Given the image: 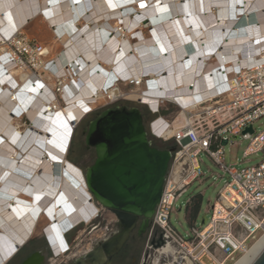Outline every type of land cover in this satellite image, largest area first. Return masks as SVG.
<instances>
[{"label":"bare ground","instance_id":"obj_1","mask_svg":"<svg viewBox=\"0 0 264 264\" xmlns=\"http://www.w3.org/2000/svg\"><path fill=\"white\" fill-rule=\"evenodd\" d=\"M39 18L52 41H40L32 70L13 59L7 41ZM263 33L264 0H0V264L41 221L59 252L58 237L89 218L84 171L67 152L72 123L96 105L88 102L93 95L111 86L114 93L117 74L148 72L153 94L130 97L153 109L160 92L184 106L206 99L217 69L264 59ZM207 45H218V55L202 63ZM22 117L29 125L21 126ZM263 248L264 235L235 264H252Z\"/></svg>","mask_w":264,"mask_h":264},{"label":"built area","instance_id":"obj_2","mask_svg":"<svg viewBox=\"0 0 264 264\" xmlns=\"http://www.w3.org/2000/svg\"><path fill=\"white\" fill-rule=\"evenodd\" d=\"M13 35L17 36V41H7L11 43L13 59L35 70V57L42 51V46L31 43L20 31ZM207 47H204L205 59L204 55L200 57L202 63L218 55V45L211 50ZM217 71L220 76L211 88L212 96L190 101L184 106L175 98L160 92L156 109L142 98L153 94L148 84V72L141 77L117 74L115 92H110L111 86L104 90L101 97L93 95V102H88L96 105L85 111L83 116L84 120L98 108L104 110L128 105L125 102H135L148 110L147 132L150 139L162 142L166 149L171 150L161 199L151 218L153 228L162 233L165 241L156 248L159 258L171 257L174 264H235L264 235V159L256 165L241 168L224 163L225 146L235 145V138L239 136L248 141L245 157L264 152V130L257 132L254 128L256 120L264 116V59H250L246 64L237 63L233 68ZM122 86L129 89H123ZM61 90V82L58 81L55 92L59 98ZM135 90L142 95L141 98L130 97V93ZM54 102L50 103L52 112L58 107ZM169 109L173 110V116L161 113ZM22 119L29 122L26 117ZM78 124L72 123L73 133L68 148ZM248 126L253 127V133H243ZM223 140L227 143L223 144ZM202 153L219 165L227 175V180L214 204L208 206L206 222L200 227L192 226L183 236L171 225L170 217L176 202L189 186L205 177L206 173L200 165ZM85 189L89 194L86 213L90 216L80 219L74 225L75 228L86 229L98 221H108L111 217L117 219L114 213L95 200L87 187ZM191 202L192 198L188 199V204ZM96 227L93 225L92 229ZM58 238L62 246L59 252L49 241L51 252L56 258L68 248L64 235ZM167 249L173 252L168 253Z\"/></svg>","mask_w":264,"mask_h":264},{"label":"water","instance_id":"obj_3","mask_svg":"<svg viewBox=\"0 0 264 264\" xmlns=\"http://www.w3.org/2000/svg\"><path fill=\"white\" fill-rule=\"evenodd\" d=\"M253 133L248 126L243 133ZM85 144L95 151L94 162L83 169L95 200L117 217L122 231L107 245L117 251L141 220L153 216L161 199L171 150L153 145L139 106H114L99 112L84 130ZM227 141L223 140V144ZM204 216L202 223L206 222ZM36 252L22 264H42ZM252 264H264V248Z\"/></svg>","mask_w":264,"mask_h":264},{"label":"rangeland","instance_id":"obj_4","mask_svg":"<svg viewBox=\"0 0 264 264\" xmlns=\"http://www.w3.org/2000/svg\"><path fill=\"white\" fill-rule=\"evenodd\" d=\"M47 25L48 24H46L41 18L36 19L31 22L23 34L24 36H29L31 43L40 44V41H42V43H49L52 41V32L50 30L51 27ZM144 31L145 34L148 35V30L145 29ZM43 34L46 37H44ZM54 51L57 52L58 49L55 48ZM122 88L126 90L129 89L127 86H122ZM125 104H128L129 106H139L141 109L145 108L135 102H125ZM101 111L100 108L96 109L77 125L69 151L67 152V158L71 162L77 164L82 170L91 165L96 157L94 149L88 148L85 144L84 130L95 115ZM172 111V109L163 110L161 113L163 115L173 116L174 114ZM148 119L149 116H147L146 125L148 124ZM24 121L25 120H22L20 122L22 127L29 125V122ZM254 128L257 132L264 130V116L256 120ZM235 141V145L231 146L230 144H227L224 148L225 164L236 165L241 168L256 165L264 159V152L245 157L244 151L248 145V141L244 140L241 136L236 137ZM200 165L202 170L206 173L205 177L201 180H196L189 186L187 192L176 202L175 209L172 211L170 217L171 225L183 236L187 235V232L191 230L192 226H202V219L206 216L208 206L214 204L219 195V191L227 180V175L223 173L219 165L216 164L207 154L202 153L200 157ZM190 198H192V202L191 204H188V199ZM45 223L46 220L40 222L38 229L33 236V238L38 239V245L40 246H45L42 228V225L44 226ZM156 258H158V255L152 254L151 260L156 261ZM161 260V264L173 263L171 257H163ZM184 264H186V262Z\"/></svg>","mask_w":264,"mask_h":264},{"label":"flooded vegetation","instance_id":"obj_5","mask_svg":"<svg viewBox=\"0 0 264 264\" xmlns=\"http://www.w3.org/2000/svg\"><path fill=\"white\" fill-rule=\"evenodd\" d=\"M142 222H138L117 251L106 249V245L123 229L115 217L94 223L97 227L93 229V225L86 229H67L64 231V241L68 248L58 258L53 256L44 231L45 246L38 245V239L33 238L34 233L17 252L14 251L15 255L5 264H22L36 252L43 255L42 264H161L162 260L156 248L165 242L163 235L153 228L152 218L145 222L143 229ZM152 254L158 255L157 263L151 260Z\"/></svg>","mask_w":264,"mask_h":264},{"label":"trees","instance_id":"obj_6","mask_svg":"<svg viewBox=\"0 0 264 264\" xmlns=\"http://www.w3.org/2000/svg\"><path fill=\"white\" fill-rule=\"evenodd\" d=\"M142 112H143L144 118L146 120L147 116H148V110L146 108H143ZM152 143H153L154 146H156L158 148L166 149L165 144H163L162 142H158V141L152 140Z\"/></svg>","mask_w":264,"mask_h":264},{"label":"snow or ice","instance_id":"obj_7","mask_svg":"<svg viewBox=\"0 0 264 264\" xmlns=\"http://www.w3.org/2000/svg\"><path fill=\"white\" fill-rule=\"evenodd\" d=\"M141 7H143V4L141 5ZM53 159H55V157H53ZM37 199H39V197H37Z\"/></svg>","mask_w":264,"mask_h":264}]
</instances>
